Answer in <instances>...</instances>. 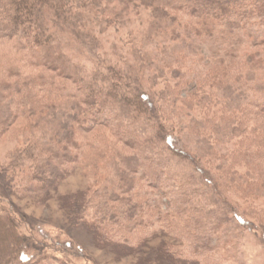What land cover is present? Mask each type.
<instances>
[{"label":"trees","instance_id":"1","mask_svg":"<svg viewBox=\"0 0 264 264\" xmlns=\"http://www.w3.org/2000/svg\"><path fill=\"white\" fill-rule=\"evenodd\" d=\"M114 3L120 6L118 10L111 9ZM142 9L151 12L150 37L160 43L153 58L156 75L152 79L166 81L164 92L150 95L130 89L116 68L103 72L97 67L88 73L64 54L71 43L67 34L94 42L96 28L106 30L116 21L127 22L131 13L138 16ZM104 14L111 18L102 19ZM0 39L16 40L36 66L70 81L75 88L65 96L67 101L50 107L35 124L34 132L40 136L25 154L35 160L31 159L32 171L19 183L18 192L29 195L55 189L81 156L78 132L85 125L108 126L132 151L113 170L119 181L116 192L133 195L137 186L146 191L131 199L111 193V202L120 204L117 208L99 203L100 211L91 224L98 241L133 247L161 223L168 234L181 241L180 258L197 264H245L244 241L260 231L239 209L221 200L185 145L212 153L213 139L227 141L242 131L245 121L225 113L204 137L199 134L205 120H192L178 131L174 125L161 123L174 110H162L160 115L155 112L156 101H172L174 85L167 82L168 74L184 80L194 58L207 52L236 62L233 69L238 74L231 71L216 76L211 83L215 95L203 94V107L221 105L228 112L241 110L247 119L264 120V0H0ZM9 78L0 80V87L10 88L14 81ZM192 82L190 76L187 84ZM29 113L25 102L7 103L0 112V134L16 117ZM189 133L199 138L198 142H187ZM258 160L263 162L258 167L264 169V155ZM47 246L43 240L24 236L11 212L0 213V264H33L29 254L41 256ZM77 255L83 256L80 249Z\"/></svg>","mask_w":264,"mask_h":264},{"label":"rangeland","instance_id":"2","mask_svg":"<svg viewBox=\"0 0 264 264\" xmlns=\"http://www.w3.org/2000/svg\"><path fill=\"white\" fill-rule=\"evenodd\" d=\"M119 7L114 3L111 9L118 10ZM101 17L106 21L111 18L108 14ZM151 20V12L147 9H142L138 16L131 13L127 22L116 21L106 30L96 28V41L90 43L67 34L71 43L64 48V54L88 73L97 67L103 72L116 68L126 77L130 89L160 94L166 90V81L152 79L156 75L153 58L158 55L160 43L150 37ZM193 62V68L186 69L189 75L184 80L168 74L167 82L174 85L170 90L172 101H156L155 114L174 110L173 115L162 117L161 123L165 127L174 125L178 131L189 126L192 120H205L199 134L204 137L212 133L213 126L219 124L220 116L225 113L245 121L242 131L227 141L213 139L212 153L201 152L188 143L185 145L209 176L221 200L239 209L260 231L250 234L244 241L245 264H264V169L258 167L263 163L258 159L264 155V120L250 116L247 119L241 110L228 112L221 105L212 109L203 107L202 95H215L211 88L213 79L231 71L235 73L236 62L214 58L207 52L194 58ZM36 65L16 40L0 39V80L10 76L14 81L10 88L1 84L0 112L12 101L25 102L31 112L23 115L25 117H16L0 134V213L11 212L24 236L43 240L48 245L41 256L36 252L29 254L33 264H197L193 260L187 261V257L180 258L181 241L168 234L161 223L133 247L98 241V232L91 224L100 211L99 203H109L117 208L120 204L111 202V193L131 199L146 191L137 186L133 195L116 192L119 181L113 170L132 151L111 127L90 124L78 132L81 156L55 189L29 195L18 192L19 183L32 171L31 159L35 160L34 156L25 155L32 141L40 136V132H34L35 124L50 107L63 104L67 101L65 96L75 91L73 83ZM190 76L193 82L187 84ZM230 81L231 85L235 83L234 79ZM260 135H263L262 139ZM188 137L187 142H198L199 138L193 133ZM162 204L166 211L168 202L164 199ZM65 243L73 244L65 248ZM78 249L83 256L77 255Z\"/></svg>","mask_w":264,"mask_h":264}]
</instances>
